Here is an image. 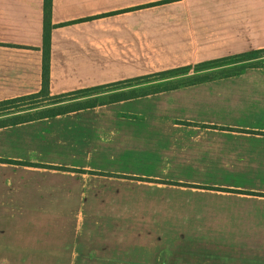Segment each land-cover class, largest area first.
<instances>
[{
  "label": "crops",
  "instance_id": "0c3cea01",
  "mask_svg": "<svg viewBox=\"0 0 264 264\" xmlns=\"http://www.w3.org/2000/svg\"><path fill=\"white\" fill-rule=\"evenodd\" d=\"M143 1L53 0L52 94L137 76L134 42L175 65L264 49V0L115 16ZM44 10L0 0V102L42 90ZM0 160V264H264V66L0 128Z\"/></svg>",
  "mask_w": 264,
  "mask_h": 264
},
{
  "label": "trees",
  "instance_id": "16d2710c",
  "mask_svg": "<svg viewBox=\"0 0 264 264\" xmlns=\"http://www.w3.org/2000/svg\"><path fill=\"white\" fill-rule=\"evenodd\" d=\"M169 2V1H168ZM167 3V1L162 2ZM53 0H45V16H44V44H43V82L42 90L39 93L23 96L20 98L0 102V128L17 126L24 123L42 120L47 118H55L70 113L79 112L88 108L97 107L101 104L94 101V95H104L108 92L134 89L135 87H142L156 81H163L171 79L176 76H183L189 74L192 70L196 75H201V72L212 73L218 70H225V68L238 67V72L232 75H240L243 71L258 67L254 62L264 58V50H255L239 55L229 56L219 60L208 61L200 63L193 68L191 66L177 70L168 71L161 74H154L135 78L132 80L117 82L103 87L90 88L80 90L70 94H62L54 96L51 92V52H52V31L55 26L52 24ZM72 24V23H71ZM71 24H66L71 25ZM227 75L224 77H231ZM222 77V78H224ZM215 79H207L198 83H204ZM192 83L188 85H194ZM110 92V93H112ZM159 93L153 92V94ZM149 95V94H148ZM144 96V95H142ZM141 96H121L119 99H136ZM89 98L88 100H83ZM88 101V102H85ZM44 111V112H41ZM0 162H3L0 160ZM30 165V164H28ZM33 166V165H30ZM34 167V166H33Z\"/></svg>",
  "mask_w": 264,
  "mask_h": 264
},
{
  "label": "rangeland",
  "instance_id": "374dc122",
  "mask_svg": "<svg viewBox=\"0 0 264 264\" xmlns=\"http://www.w3.org/2000/svg\"><path fill=\"white\" fill-rule=\"evenodd\" d=\"M165 1H167V3H162ZM179 1L180 0H145L142 3L138 4L137 6H134L132 8V10L129 9L128 11H118V14L116 13L115 16L124 15L126 13H133V17L135 15H139L141 17V16H144V14H146V12H148V17L150 20L149 22L150 23H156L157 20L155 18V15H156L155 9H162V8L172 9L174 7H178ZM158 21H159V23H165L164 21H160V19ZM165 21L170 22L169 19H167ZM134 25H135V19H134ZM63 27H65V25H63ZM150 34H151V36H150L151 41L149 42V45L153 44L154 42H159L162 46L165 47L166 50L169 51L170 54H174L180 45H184L186 43L185 40H181L179 33H176V37H174L172 34H170V32L168 30H163V31L162 30H155V31H151ZM134 35L137 36L139 39V37H141V32L134 31ZM145 47L146 46L140 47V41L134 42V47L132 48V50H133V61H134L133 65L135 63L140 64L139 62L143 61L142 65H144V66L141 67L142 70L133 71V74L137 75V76L131 77L128 80H132V79L140 78V77H144V76H149V75H154V74L155 75L161 74V73H165V72L172 71V70L186 68L189 66H191L193 68L194 66H197L198 64H200V63H198V64L196 63V64L175 65V63H173V62L166 64V63H163L161 61H158V55L161 54V52L164 50L163 47H159V48H157L156 46L153 48H151L150 46L148 48H145ZM260 50H264V49H260ZM151 52H153V53H151ZM237 55H239V54H237ZM220 59H222V58H220ZM216 60H219V59H216ZM202 63H204V62H202ZM255 64L258 67L264 66V58H261V59L255 61L254 65ZM238 71H239L238 67H233V68H229V69L225 68V70L214 71L212 73L201 72L200 73L201 75L197 76L196 72H194V70H192L187 75H183L180 77L176 76V77H173L171 79H165L163 81H156V82H153L150 84H146L142 87H135L133 89L132 94H133V96L136 95V96L146 97V96L155 95V94H159V93H163V92H167V91H172V90L178 89V88L183 87V86H193V85H188V84H192V83H197L194 85H198V84H200L198 82H201L203 80L215 79V78H219V77L222 78V77L227 76V75L235 74ZM107 85H101V86H97V87H103V86H107ZM93 88H96V87H93ZM128 89L129 88L124 89V90L123 89L117 90L114 92L110 91L112 93L108 92V94H104V95H94L95 97H93L92 99L99 104L109 103L111 101L118 100L119 97H121V96H124V95H120V94H126V96H129L127 93ZM83 90H85V89H83ZM157 91L159 93L153 94V92H157ZM51 92H52V90H51ZM71 93H74V92H71ZM67 94H70V93H67ZM60 95H62V94H60ZM142 95H144V96H142ZM54 96H57V95H54ZM141 97H137V98H141ZM88 99L85 98L83 100H88ZM129 100H132V99H129ZM85 102H88V101H85ZM41 112H44V111H41Z\"/></svg>",
  "mask_w": 264,
  "mask_h": 264
}]
</instances>
